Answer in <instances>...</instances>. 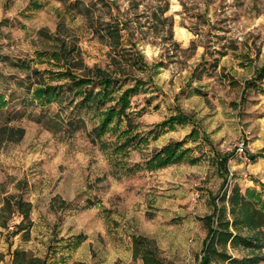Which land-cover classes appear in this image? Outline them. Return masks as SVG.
<instances>
[{
	"label": "rangeland",
	"instance_id": "374dc122",
	"mask_svg": "<svg viewBox=\"0 0 264 264\" xmlns=\"http://www.w3.org/2000/svg\"><path fill=\"white\" fill-rule=\"evenodd\" d=\"M30 1L0 0V93L7 100L0 109V127H7L0 129V206L6 195L20 194L31 203L32 221L28 238L0 226V264H12L15 247L47 264H142L132 256L133 234L146 238L164 264H196L212 198L228 207L233 186L264 192V76L244 87L264 66V0H40L35 9ZM60 46H73L68 58L77 73L120 63L149 80L148 91L131 98L135 110L149 102L138 119L144 130L174 104L191 114L210 143L187 141L199 160L117 177L87 116L85 126L66 130L64 105L23 103L27 84L56 68L38 50ZM131 53L154 69L129 65L124 57ZM191 128L176 126L129 160ZM239 138L249 163L228 152L223 183L211 154L227 152L222 148Z\"/></svg>",
	"mask_w": 264,
	"mask_h": 264
},
{
	"label": "trees",
	"instance_id": "16d2710c",
	"mask_svg": "<svg viewBox=\"0 0 264 264\" xmlns=\"http://www.w3.org/2000/svg\"><path fill=\"white\" fill-rule=\"evenodd\" d=\"M33 9L41 7L40 0H31ZM107 31L115 30L108 26ZM73 46H60L52 50H38L40 56L51 59L55 69L43 70L35 82L27 84V93L23 103L33 104L40 108L56 102L68 108V114L62 115L61 125L66 130L74 129L79 123L86 125V116L90 120V134L106 154L112 174L121 177L139 169L156 170L167 165L188 161L195 163L199 156L193 154L194 148L187 146V141L201 138L209 143L204 132L193 116L174 104L162 120L142 128L138 120L147 109L146 105L134 109L132 96L140 91H148L149 80L125 73L121 64L114 67L93 66L82 73H77L68 56ZM124 58L128 64L139 69H154L144 62L140 53H131ZM264 76V66L254 71V78L246 81L245 88L255 85V79ZM7 104L5 93H0V109ZM157 108L158 105H154ZM83 113L84 115H80ZM191 123L192 128L182 139H173L159 148H152L143 154L140 161L129 160L131 152H144L151 141L161 134ZM6 127V126H5ZM1 126L0 129H4ZM7 128V127H6ZM212 161L216 169L226 180L228 169V152H212ZM224 172V174H222ZM226 192L219 197L225 202ZM212 198V210L204 216L206 234L196 264H257L264 259V192L247 187L242 192L233 186L228 194V207L219 205ZM31 203L19 194L6 195L0 206V226L7 229L10 235L19 234L22 238L30 236ZM21 218L16 221L13 215ZM134 255H140L144 264H164L155 247L148 246V240L140 235H132ZM12 242L9 241V246ZM229 248H242L251 254L240 257L229 252ZM12 264H47L45 257L30 255L24 249L15 247L11 251Z\"/></svg>",
	"mask_w": 264,
	"mask_h": 264
},
{
	"label": "built area",
	"instance_id": "2783aa9c",
	"mask_svg": "<svg viewBox=\"0 0 264 264\" xmlns=\"http://www.w3.org/2000/svg\"><path fill=\"white\" fill-rule=\"evenodd\" d=\"M223 151L232 153V157L238 161L249 163V157L247 155L246 143L243 138L237 139L232 146H226L222 148ZM197 194L192 196V200L196 201Z\"/></svg>",
	"mask_w": 264,
	"mask_h": 264
},
{
	"label": "crops",
	"instance_id": "0c3cea01",
	"mask_svg": "<svg viewBox=\"0 0 264 264\" xmlns=\"http://www.w3.org/2000/svg\"><path fill=\"white\" fill-rule=\"evenodd\" d=\"M211 205H212V204H211ZM210 212H211V211H210ZM210 212H209V213H210ZM207 214H208V213H207ZM205 215H206V214H205ZM205 215H204V216H205ZM204 216H203V217H204ZM202 244H203V242H202ZM156 250H157V249H156ZM132 256H133L134 258H135V257H140V258H141V261H142V264H144L143 258H142L140 255H137V256L134 255V251H133V243H132ZM160 257H161V256H160ZM163 262H164V261H163ZM164 263H165V262H164Z\"/></svg>",
	"mask_w": 264,
	"mask_h": 264
}]
</instances>
